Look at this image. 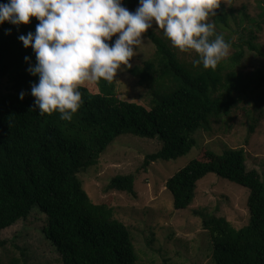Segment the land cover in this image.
I'll use <instances>...</instances> for the list:
<instances>
[{
    "label": "trees",
    "instance_id": "16d2710c",
    "mask_svg": "<svg viewBox=\"0 0 264 264\" xmlns=\"http://www.w3.org/2000/svg\"><path fill=\"white\" fill-rule=\"evenodd\" d=\"M123 4L133 11L138 0H123ZM215 13L210 16L215 25L228 29L221 4ZM30 19L19 27L7 21L0 25V232L37 208L46 218L44 238L61 264H135L138 257L130 231L113 218V208L91 202L78 174L94 166L122 135L159 140L160 150L145 156L142 169L157 160L184 156L194 146L198 130L211 132L212 125L237 106L235 94L264 89V71H235L242 51L215 69L202 63L187 65L179 60L163 29H148L143 35L154 46V54L130 73L149 91L150 106L121 99L114 81L101 79L94 94L80 86L83 103L73 119L65 121L58 112L41 115L34 107L30 85L38 77L27 72L24 57H31L34 65L35 54L18 39L35 32L39 21ZM6 29L11 34L6 35ZM259 30L257 25L247 31L244 43L251 51L258 52L252 41ZM260 101L258 97L256 105ZM255 123L249 125V133ZM209 173L249 191V219L241 229H234L224 218L196 213L211 238L212 262L264 264V184L256 170L247 169L243 149H225L220 155L202 151L168 179L165 188L174 209L190 206L197 182ZM106 190L135 198L134 176H116Z\"/></svg>",
    "mask_w": 264,
    "mask_h": 264
},
{
    "label": "rangeland",
    "instance_id": "374dc122",
    "mask_svg": "<svg viewBox=\"0 0 264 264\" xmlns=\"http://www.w3.org/2000/svg\"><path fill=\"white\" fill-rule=\"evenodd\" d=\"M220 4L227 15L228 29L216 26L210 17L209 22L214 23L216 34L231 43L228 57L237 51L243 52L235 71H264V0H221ZM257 25L260 30L252 41L258 49L255 52L244 42L247 31ZM153 29L162 30L155 24ZM241 34L242 41L239 40ZM153 54L154 46L145 37V43L130 61L132 68L142 65ZM177 54L187 65L198 58L191 50L177 49ZM131 69L118 71L114 78L116 92L123 100L149 107V91L138 84ZM82 86L90 93L97 92L95 83ZM235 96L237 106L213 124L211 132L198 130L193 136L194 146L182 157L157 160L142 169L145 156L160 150L159 140L122 135L106 148L94 166L78 174L91 202L113 208V218L130 231L138 257L135 264H214L211 238L202 228L197 212L224 218L236 230L247 225L249 191L213 173L197 182L194 199L184 210L174 209L171 194L165 188V182L202 151L220 155L225 149H243L247 169L256 170L264 184V89L260 87ZM258 97L261 101L256 105ZM254 120V129L249 133V125ZM130 174L134 176L135 198L124 192L106 190L112 178ZM45 226V215L34 208L26 219L1 231L0 264H61L54 247L44 238Z\"/></svg>",
    "mask_w": 264,
    "mask_h": 264
},
{
    "label": "clouds",
    "instance_id": "9594fccd",
    "mask_svg": "<svg viewBox=\"0 0 264 264\" xmlns=\"http://www.w3.org/2000/svg\"><path fill=\"white\" fill-rule=\"evenodd\" d=\"M221 0H138L130 11L123 0H7L0 3V25L39 22L35 32L19 35L31 47L35 64L27 72L38 81L30 85L34 107L41 115L58 112L71 121L83 99L80 86L101 79L112 82L145 43L144 33L162 28L172 46L194 51V65L215 69L228 57L231 43L216 34L209 22ZM5 34H11L6 29ZM113 37L115 39L113 40ZM21 91L19 98L24 99Z\"/></svg>",
    "mask_w": 264,
    "mask_h": 264
}]
</instances>
